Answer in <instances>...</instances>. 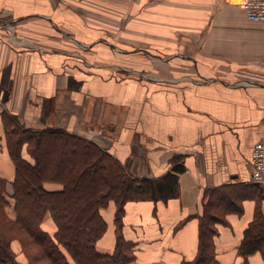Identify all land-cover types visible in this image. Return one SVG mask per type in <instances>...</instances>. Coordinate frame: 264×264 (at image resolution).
Here are the masks:
<instances>
[{
    "label": "crops",
    "instance_id": "1",
    "mask_svg": "<svg viewBox=\"0 0 264 264\" xmlns=\"http://www.w3.org/2000/svg\"><path fill=\"white\" fill-rule=\"evenodd\" d=\"M243 1L37 0L47 6L24 11L22 0H0L7 12L0 14L6 191L13 192L16 175L6 138L10 115L27 128H60L93 141L98 135L97 143L142 178L164 176L180 156L178 197L125 205L122 233L136 244V262L194 258L203 206L214 189L238 192L235 208L217 225L215 244L222 264L240 260L257 208L248 189L251 153L264 126V24L247 19ZM116 209L106 211L102 252L115 246ZM42 226L56 231L50 215ZM248 259L264 263L259 252Z\"/></svg>",
    "mask_w": 264,
    "mask_h": 264
},
{
    "label": "trees",
    "instance_id": "2",
    "mask_svg": "<svg viewBox=\"0 0 264 264\" xmlns=\"http://www.w3.org/2000/svg\"><path fill=\"white\" fill-rule=\"evenodd\" d=\"M5 128L16 175L10 194L7 181L0 179V206L15 210V219L8 218L7 232L12 239L22 241L29 264H138L136 244L122 233L125 205L178 197L180 184L174 172L185 171L184 158L175 157L170 171L160 178H134L115 156L91 139L60 128H27L12 115L5 117ZM112 167L116 183L109 178ZM46 183L61 188L48 189ZM248 189L256 198L257 208L238 249L240 264H250L248 258L255 253L264 256V193L257 183ZM237 193L211 191L203 206L197 253L180 264H222L216 254L217 225L224 223L227 212L235 208ZM111 202L117 204L118 235L113 251L102 252L98 244L109 231L104 213ZM47 215L57 226L54 234L42 226ZM17 225L18 231L14 229ZM3 243L0 240V264H18L9 243Z\"/></svg>",
    "mask_w": 264,
    "mask_h": 264
},
{
    "label": "rangeland",
    "instance_id": "3",
    "mask_svg": "<svg viewBox=\"0 0 264 264\" xmlns=\"http://www.w3.org/2000/svg\"><path fill=\"white\" fill-rule=\"evenodd\" d=\"M22 8H23V10L24 11H26V10H30V9H32V8H37L36 7V5L38 4L39 5V7H41V8H45L47 5H45V4H41V3H38L37 2V0H35V2L33 1V0H22ZM244 2V1H243ZM242 2V3H243ZM13 6V5H12ZM12 6H7V7H5V8H11L12 10L14 9ZM242 8V7H241ZM23 11V12H24ZM244 11V10H243ZM4 12V13H3ZM245 12V11H244ZM5 13H7L6 12V10L3 8L2 10H0V14H5ZM61 15L62 16H67L68 15V13L67 12H65V13H61ZM246 15V14H245ZM24 30V29H23ZM22 30V31H23ZM92 37V36H91ZM130 43H132V41H130ZM135 43H137V40L134 42V43H132V44H135ZM127 44V43H126ZM128 45V44H127ZM129 46H131V45H129ZM89 69H93L94 71H96L95 70V68H89ZM115 74H121V73H123L121 70H114L113 71ZM113 73V74H114ZM132 75V74H131ZM264 127V126H263ZM97 137V139H98V135H96ZM97 139H95L94 138V141H96L97 142ZM106 148V147H105ZM107 149V148H106ZM108 150V149H107ZM109 151V150H108ZM126 169V168H125ZM133 170H135V172H138L136 169H133ZM113 171H115V167H112V169H111V171L109 172V178H110V180L112 181V183H116L117 182V180H116V178L114 177L115 175V172L113 173ZM126 171H127V173L131 176V177H134V178H142V177H140L137 173H135L134 171H129V170H127L126 169ZM146 178V177H145ZM251 183V182H250ZM45 187L47 188V186L45 185ZM259 202L261 203V201L259 200ZM260 203H259V205H260ZM108 208V209H107ZM106 209H105V213H104V215L105 216H108V212H106V211H108V210H112V209H114V208H117V204H115V203H113V202H111L110 203V205L107 207ZM15 210L13 209V207H11V206H0V240L1 241H3L4 243V245H6L7 244V242L9 243V246H10V249H11V252L15 255V259H16V261L18 262V264H29V258H28V255H27V253L24 251V249H23V245H22V241L20 240V239H18V238H14V239H12L11 238V236H10V234H8V232H9V230H8V226H10V224H9V222H8V218H10V219H12V220H14L15 219ZM51 216V215H50ZM109 217V216H108ZM45 218H46V216H45ZM45 218H44V220H45ZM51 218H52V216H51ZM44 220H43V222H44ZM52 220H53V218H52ZM54 221V220H53ZM43 222H42V224H43ZM55 223V222H54ZM8 225V226H7ZM56 225V224H55ZM19 228H20V226H16L14 229L16 230V231H18L19 230ZM56 231H57V226H56ZM8 231V232H7ZM55 231V232H56ZM20 238V237H19ZM234 264H240V262H239V260L238 259H235L234 260Z\"/></svg>",
    "mask_w": 264,
    "mask_h": 264
},
{
    "label": "built area",
    "instance_id": "4",
    "mask_svg": "<svg viewBox=\"0 0 264 264\" xmlns=\"http://www.w3.org/2000/svg\"><path fill=\"white\" fill-rule=\"evenodd\" d=\"M241 7L247 19L264 24V0H245ZM249 181L264 187V127L263 137L252 148Z\"/></svg>",
    "mask_w": 264,
    "mask_h": 264
}]
</instances>
